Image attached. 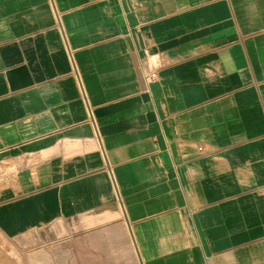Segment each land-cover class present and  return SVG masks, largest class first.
Wrapping results in <instances>:
<instances>
[{"label": "crops", "instance_id": "0c3cea01", "mask_svg": "<svg viewBox=\"0 0 264 264\" xmlns=\"http://www.w3.org/2000/svg\"><path fill=\"white\" fill-rule=\"evenodd\" d=\"M0 264H264V0H0Z\"/></svg>", "mask_w": 264, "mask_h": 264}, {"label": "built area", "instance_id": "2783aa9c", "mask_svg": "<svg viewBox=\"0 0 264 264\" xmlns=\"http://www.w3.org/2000/svg\"><path fill=\"white\" fill-rule=\"evenodd\" d=\"M151 76H154L153 74Z\"/></svg>", "mask_w": 264, "mask_h": 264}]
</instances>
